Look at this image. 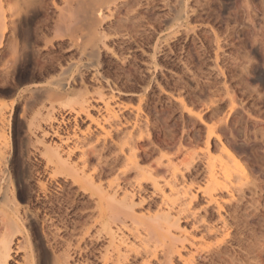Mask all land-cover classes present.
Here are the masks:
<instances>
[{
    "label": "rangeland",
    "instance_id": "obj_1",
    "mask_svg": "<svg viewBox=\"0 0 264 264\" xmlns=\"http://www.w3.org/2000/svg\"><path fill=\"white\" fill-rule=\"evenodd\" d=\"M40 1L17 25L3 13L8 4L0 5V168L14 174L19 202L37 206V218L25 221L37 263L51 264L42 229L52 213L45 230L55 223V251L64 264H114L107 226L116 233L111 237L127 241L120 246L129 255L124 264H187L188 257V264H264V0L106 2L108 17L95 27L105 43L98 56L86 14L101 3L81 0L88 9L75 17L79 42L61 44L80 1L70 11L63 0ZM23 38L27 49L15 64L10 51ZM70 63L74 77L62 74ZM56 127L67 144L44 135ZM54 143L65 156L75 150L70 159L101 184L102 195L82 191L64 174L49 180ZM107 192L118 200L104 219L99 201Z\"/></svg>",
    "mask_w": 264,
    "mask_h": 264
},
{
    "label": "bare ground",
    "instance_id": "obj_2",
    "mask_svg": "<svg viewBox=\"0 0 264 264\" xmlns=\"http://www.w3.org/2000/svg\"><path fill=\"white\" fill-rule=\"evenodd\" d=\"M76 2H77V0H75ZM74 1V2H75ZM78 1H80L79 3L77 2V8L78 9H76V7H75V10H73V8H72V10H71V6H70V4H72V2H73V0H63V2L65 3V4H68L69 6H70V8H66V5L65 4H63L65 7H61L60 5V7H59V10H60V12H62L63 13V8H65V10L67 9V11L69 10H71L72 11V13L74 14V15H72V14H70L71 15V19L69 20V18H67L68 20H67V22H66V26L64 25V27H66V30H62L63 32H65L66 31V35H62L61 33V38L58 40V43H61V44H63V43H65L67 40H68V42H69V40L72 42V43H74V44H77V39H78V42H79V38H76V30L78 29L77 27L78 26H75L74 27V25H76V24H74V22H75V17H79V16H77V14H78V12L79 11H84L86 8L83 6V9L84 10H82V6H81V4H83L84 5V3H85V1H87V0H85V1H81V0H78ZM92 1H94V0H92ZM164 1V0H163ZM4 2H6L7 4H8V8L7 9H4L3 10V13H5V12H10L12 15V17H11V22L13 23V24H18V23H23V20H24V16L26 17V16H29V15H33V14H35L37 11H38V9H37V7H38V3L39 2H41L40 0H0V5H2V3H4ZM81 2H83V3H81ZM95 2H98V3H101V4H99V6H97V7H95V9L94 8H90V9H93V10H90V13H92V11H93V13H94V16H93V13H92V17L90 16V14H89V9H88V13L86 14L85 12H86V10L84 11V12H82V14L84 15V14H86V15H89L88 17H90L91 19H89V21L91 20L92 21V23H90L91 25L90 26H93L94 28L93 29H95V27L96 28H98L101 24H102V22H103V20H104V11H103V9H104V4L106 3V2H111L112 3V0L111 1H109V0H95ZM119 2V1H118ZM167 2V1H166ZM94 2H92V4H93ZM107 3V4H108ZM114 3V2H113ZM123 3V2H122ZM76 4V3H75ZM79 4H80V6H81V8L79 7ZM106 4V5H107ZM117 4V3H116ZM186 4V3H185ZM62 5V6H63ZM67 5V6H68ZM105 5V6H106ZM184 5V4H183ZM86 6H88V5H86ZM109 6V5H108ZM111 6V5H110ZM166 6V5H165ZM174 6V5H173ZM56 7H58V6H56ZM73 7V6H72ZM107 7V6H106ZM105 7V8H106ZM191 7V6H190ZM109 8V7H108ZM183 8H185V5L181 8L182 10H183ZM107 9V8H106ZM57 10V9H56ZM63 10V11H62ZM181 10V11H182ZM75 11V12H74ZM180 11V12H181ZM183 11H185V10H183ZM183 11H182V13H183ZM60 12H58V13H60ZM66 12V11H65ZM68 13H71V12H67V14ZM80 13V12H79ZM66 14V13H65ZM62 15V14H61ZM64 15V14H63ZM80 15V14H79ZM66 16V15H65ZM67 16H69V14L67 15ZM14 17V18H13ZM83 17V16H82ZM105 17H108V16H106L105 15ZM9 18V17H8ZM23 19V20H22ZM65 19V18H64ZM84 19V18H83ZM85 20V19H84ZM31 21V20H30ZM60 21H61V19H60ZM77 21V20H76ZM83 21V20H82ZM81 22V21H80ZM190 22V21H189ZM84 23V22H83ZM25 24V23H24ZM62 24V23H61ZM78 24V23H77ZM182 24V23H181ZM20 25V24H19ZM18 25V26H19ZM88 25V24H87ZM13 27V26H12ZM11 27V28H12ZM181 27V26H180ZM56 28H57V26H56ZM60 28V30H61V28H63V26H61V27H59L58 26V29ZM81 28V27H80ZM90 29L92 28V27H89ZM198 28V27H197ZM16 29H17V27H16ZM26 29V28H25ZM76 29V30H75ZM59 30V31H60ZM75 30V34H74V31ZM92 30V29H91ZM29 31H31V30H29ZM56 31H58V30H56ZM59 31H58V33L57 34H59ZM80 31V30H79ZM25 32H26V30H25ZM24 32V33H25ZM91 32V31H90ZM92 32H93V30H92ZM26 34V33H25ZM25 34H24V37H25ZM29 32H28V29H27V34H26V37H28L29 38ZM57 34H55V35H57ZM65 34V33H64ZM93 34V39H91L92 40V42L94 43V45L92 44V55H94V56H98L99 55V47H98V44H99V42H103V36L104 35H101L99 32H97V30L95 29V31L92 33ZM104 34V33H103ZM54 35V36H55ZM78 35V34H77ZM1 36V35H0ZM66 36H67V38H66ZM59 37V36H58ZM77 37H79V36H77ZM7 38V37H6ZM27 38V39H28ZM31 38V37H30ZM29 38V39H30ZM0 39H1V37H0ZM12 39V38H11ZM26 39V42H25V40H24V38H23V40H24V42H23V40L21 41V43L22 44H20L19 42H15V45H14V47L12 48V50H11V48H10V52H11V58H12V60H15V64H17L16 62V60H20L21 58L23 59V56H24V53L26 52V49H27V44L26 43H28L27 41L29 40H27ZM36 40V39H35ZM49 40H51V39H49ZM9 42H10V40H9ZM11 43V42H10ZM9 43V44H10ZM13 43V42H12ZM44 43H46V42H44ZM82 43V42H81ZM104 43V42H103ZM14 44V43H13ZM12 44V45H13ZM47 44V43H46ZM105 44V43H104ZM11 45V44H10ZM87 45V44H86ZM84 46H85V44H84ZM107 46V45H106ZM82 47V46H81ZM88 47V46H87ZM86 47V48H87ZM85 49V48H84ZM9 51V50H8ZM10 52H9V54H10ZM89 52V51H88ZM10 57V56H9ZM9 57H8V59H9ZM11 58L9 59L10 61H12L11 60ZM95 58V57H94ZM9 60H8V62H9ZM7 61V60H6ZM22 61V60H21ZM20 62V61H19ZM11 63V62H10ZM14 62H12L11 63V66L13 65L14 66V64H13ZM9 64V63H8ZM7 64V65H8ZM75 64V63H74ZM82 65V64H81ZM10 66V65H9ZM74 65L72 64V63H70V65L68 64V66H65V67H63V68H61L62 69V74H70L72 77H74L78 72L76 71H74V67H73ZM76 67V66H75ZM14 68H16L15 66H14ZM74 68V69H73ZM77 69V68H76ZM79 70V69H78ZM97 73V72H96ZM81 75V74H80ZM80 77V76H79ZM97 80V79H96ZM51 86V85H50ZM58 86V85H57ZM43 90H45V89H43ZM39 92H40V90H38ZM48 91V90H47ZM96 91V90H95ZM87 92V91H86ZM100 92V91H99ZM83 93H85L84 91H83ZM34 94V93H33ZM48 95V94H47ZM54 95V94H53ZM79 95H81V94H79ZM97 95H99V94H97ZM52 97V96H51ZM60 97V96H59ZM73 99V98H72ZM79 99V98H78ZM106 99V98H105ZM110 100V99H109ZM97 101V100H96ZM86 102V101H85ZM83 103V102H82ZM77 104V103H76ZM76 106V105H75ZM80 106V105H79ZM104 107H106V110H107V112H108V114L109 115H111V116H115V111H114V107L113 106H111V103H110V101H105V106ZM73 108V107H72ZM71 108V109H72ZM73 110V109H72ZM86 112V114H87V116L91 119V121H93L94 123H96L97 125H98V127H100L101 129H103V130H105V126L103 125V121L101 120V119H99V118H95V117H93L92 115H90V112H89V110H87V111H85ZM111 118V117H110ZM141 119V118H140ZM76 121V120H75ZM108 121V120H107ZM110 121V120H109ZM59 128V127H58ZM57 127H56V129H53L52 130V132L50 133V132H45L46 134H44V135H50V134H52L53 136H56V137H59V139H61V141L60 142H63V143H66L67 144V142H68V139L67 138H65L64 137V139H63V137L61 136V133H60V129H58ZM130 134V136L132 135V133L130 132L129 133ZM75 135V134H74ZM52 136V137H53ZM123 136V135H122ZM133 136H135V135H133ZM67 137V136H66ZM68 138H70V137H68ZM71 139V138H70ZM125 140H126V138H124ZM129 139V138H128ZM51 141V140H50ZM81 141V140H80ZM138 141V140H137ZM29 142V141H28ZM129 142V141H128ZM51 143V142H50ZM50 143H48V145L50 146ZM131 143V142H130ZM134 143V142H133ZM53 144V143H52ZM58 144V143H57ZM56 143H54V147H50L51 149H52V151L51 152H55V157H51V158H49V159H47L48 160V169L47 170H50L49 171V173L47 174V175H49V180H55V179H57L58 178V176L59 175H65L66 177H71V179H72V181L75 183V184H77L80 188H81V190L82 191H85L84 189H88L89 187H92V188H94L95 190H99V193L102 195L103 193H101L100 192V190H102V188H101V184H96V182L94 181V177L92 176V175H89V174H87V172H86V170H85V167H83V166H80V164L79 163H75L74 161H72V159H70V155L71 154H73V152L75 151V150H73V149H69V151L68 152H65L66 154H67V156H65L64 154H62L61 152H63L64 153V151H60V147L62 146V145H57ZM62 144V143H61ZM91 144V143H90ZM125 144H127V143H125ZM130 145V144H129ZM91 146V145H90ZM137 146V145H136ZM77 147V146H76ZM92 147V146H91ZM105 147V146H104ZM130 147V149L132 150H130L131 151V153H133V151H135L134 149H136L135 148V146L134 145H132V147L131 146H129ZM78 148H79V146H78ZM87 148V147H86ZM94 148H96V147H94ZM67 150H68V148H67ZM88 150V149H87ZM93 150V153L96 151L95 149H91V151ZM89 151V150H88ZM90 151V152H91ZM126 154V153H125ZM46 154H44V156H45ZM82 157H80L81 158V162H83L84 164H85V162L87 161V151H83L82 152ZM132 155V154H131ZM72 156V155H71ZM85 156H86V158H85ZM134 156V155H133ZM132 157V156H131ZM89 159V158H88ZM131 162H132V160L131 159H129ZM127 161V160H126ZM134 161V160H133ZM129 162V161H128ZM107 164V163H106ZM129 164H131V163H129ZM46 165V166H47ZM132 165V164H131ZM87 166V165H86ZM7 167V166H6ZM129 167H132V166H129ZM102 168V167H101ZM127 168V167H126ZM1 169V168H0ZM138 169V168H137ZM189 169V168H188ZM2 170V174H1V178H0V201L2 200V199H4L5 201H6V207H3V208H0V213H1V215L3 216L2 217V221L3 222H0V224H1V226H2V230H0V264H40V263H37V259H36V257L38 258V256L36 255V254H34V251H33V247H32V243H31V240H30V234H29V232L26 230V228H25V221L26 220H32L33 219V217H36L37 218V216L39 215V214H37V213H35L34 212V209L37 207H35L34 209L32 208V203L31 202H27V204H25V205H23L21 202H19V197L17 196V191H16V187H15V183H14V181H13V177H14V174L12 173V172H10V171H7L5 168H2L1 169ZM129 170V169H128ZM128 170H126L127 172H128ZM131 170V169H130ZM32 172V171H31ZM209 173V172H208ZM212 173V172H211ZM38 174V173H37ZM94 174V173H93ZM127 174V173H126ZM23 175H25V174H23ZM122 175V174H121ZM120 175V176H121ZM125 175V174H124ZM120 176H118V178L120 177ZM123 176V175H122ZM121 176V177H122ZM18 177H19V175H18ZM41 177V176H40ZM38 178L37 179V183H38V185H39V188H40V192H42L43 193V195H44V197L45 198H48V199H50L49 198V194H48V182L47 181H43V180H41V178ZM20 178V177H19ZM211 178V177H210ZM216 179V178H215ZM16 180V179H15ZM116 180V179H115ZM17 181V180H16ZM56 181V180H55ZM114 181V180H113ZM173 183V182H172ZM59 184V183H58ZM115 184V183H114ZM61 186V185H60ZM118 185H116V187H117ZM174 186V185H173ZM172 185H171V187H170V189H171V191L172 192H174L175 191V186L173 187ZM110 186H109V184H108V187L107 188H109ZM112 188H113V186H111V190H112ZM105 189V188H104ZM156 189H158L157 187H156ZM39 190V189H38ZM110 190V189H109ZM114 190V189H113ZM121 190V189H120ZM190 190V189H189ZM108 191V190H107ZM115 191V190H114ZM118 191V190H117ZM160 191V190H159ZM162 191H164V190H162ZM172 192H170V193H172ZM175 192H178V191H175ZM187 194H189L188 192V189L185 191ZM184 192V193H185ZM109 193H112V192H109ZM108 192L105 194V195H103L102 197H101V199H100V201H99V207H100V209H101V216L105 219V218H107V216L109 217V215H107L108 213L106 212V209H108L109 210V207H111L110 206V202L111 201H113L114 202V200H116L117 198L113 195V194H109ZM116 193V192H115ZM165 193V192H164ZM185 193V194H186ZM37 194H38V192H37ZM117 194V193H116ZM167 194V193H166ZM164 195V194H163ZM39 197H40V195H38ZM120 196V195H119ZM125 196L127 197V201H128V197H129V199H130V193H128V191L125 193ZM134 196V195H133ZM132 196V197H133ZM187 196V195H186ZM189 196V195H188ZM38 197V198H39ZM2 198V199H1ZM197 198V196L196 195H192L191 196V194H190V198H188V199H191V200H193L194 199V201H195V199ZM32 200V199H31ZM37 200V199H36ZM107 202H106V201ZM118 200V199H117ZM132 200V199H131ZM134 201V200H133ZM36 202V201H35ZM37 202H39V199H38V201ZM36 202V203H37ZM52 202V201H51ZM112 202V203H113ZM117 202V201H116ZM193 202V201H192ZM211 202H216L217 203V205H220V203L219 202H217V200L215 199V198H213V196H211ZM40 203V202H39ZM38 203V204H39ZM46 203V202H45ZM119 202H117L116 204H118ZM122 203H124V202H122ZM126 203V202H125ZM35 205V204H34ZM118 205H120L121 206V204H118ZM123 205V204H122ZM128 205V204H127ZM44 207H45V209L44 210H46V206L45 205H43ZM126 206V205H125ZM123 207V206H122ZM217 207V206H216ZM39 208V207H38ZM41 208V207H40ZM43 208V207H42ZM48 209V208H47ZM38 211L39 210H41V209H37ZM107 210V211H108ZM37 211V212H38ZM47 211V210H46ZM41 212V211H40ZM99 212V211H98ZM108 212H111V211H108ZM48 214V213H47ZM46 214V215H47ZM52 214V213H51ZM51 214L50 215H47V220H48V223H50V222H53V220H54V218L51 216ZM46 217V216H45ZM151 218V220L152 219H154V218H152V217H150ZM110 219V218H109ZM34 220V219H33ZM155 220V219H154ZM50 221V222H49ZM156 221V220H155ZM97 222V221H96ZM33 223V222H32ZM31 223V224H32ZM47 223V222H46ZM46 223H44L45 225V229H46V226H47V224ZM99 223V222H98ZM101 223V222H100ZM154 223H156V222H154ZM158 223V222H157ZM55 224V223H54ZM54 224L53 223H51L50 225H48V227L47 228H49V231L48 232H46V230L44 229V227H43V229H42V231H43V235H44V238L46 239V242L48 243V245H49V247H50V249L52 250V252H53V257H52V260H51V264H64V262H65V260L62 258L63 256H61L60 255V253H59V255L56 253V251H55V246L56 245H54V243L56 242V235H57V232H54L53 231V229L51 228L52 226H54ZM102 224H104V225H102L103 227L105 226V223H102ZM159 224V223H158ZM175 224V223H174ZM157 225V224H156ZM0 226V227H1ZM26 226H27V224H26ZM101 226V227H102ZM107 226V225H106ZM56 227V226H55ZM102 227V228H103ZM180 227V226H179ZM178 227V228H179ZM56 228H58V227H56ZM107 228V230H108V232H106V231H104V232H106V234L107 235H109V234H111V236H112V233H114V230H113V232H112V228L110 227V226H107L106 227ZM105 228V229H106ZM160 228V227H159ZM104 229V228H103ZM59 230V229H58ZM101 230V229H100ZM170 230V229H169ZM102 231V232H103ZM101 232V233H102ZM114 234H116V233H114ZM113 234V237H111L110 236V242L112 243V244H114V247H115V249L117 250V254H116V257L114 258V257H112V262L114 263V264H124V262L125 261H127V259H128V254H123L122 253V251H121V245H122V243H124L126 240L125 239H123V238H119V239H117V236H115ZM100 236V235H99ZM192 242V241H191ZM126 243H127V241H126ZM56 244V243H55ZM125 244V243H124ZM47 245V246H48ZM193 245V248L195 249V243L194 244H191L190 246H192ZM49 249V248H48ZM179 252V251H178ZM190 253H191V250L189 251ZM180 253V252H179ZM192 254V253H191ZM191 254H188V255H191ZM35 255H36V257H35ZM101 256H104V254L103 255H101ZM181 256V255H180ZM65 258V257H64ZM104 258V257H103ZM192 258H194V257H192ZM111 259V257L110 256H108V253H106V255H105V258H104V260L106 261V262H108L109 260ZM40 261H41V259H39ZM38 260V262H40ZM47 260V259H46ZM192 260V259H191ZM68 261V260H67ZM189 263V257H188V260H186V263ZM187 263V264H188Z\"/></svg>",
    "mask_w": 264,
    "mask_h": 264
}]
</instances>
